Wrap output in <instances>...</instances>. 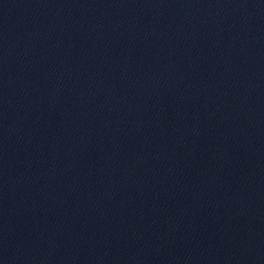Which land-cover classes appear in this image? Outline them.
<instances>
[{
	"label": "water",
	"instance_id": "obj_1",
	"mask_svg": "<svg viewBox=\"0 0 264 264\" xmlns=\"http://www.w3.org/2000/svg\"><path fill=\"white\" fill-rule=\"evenodd\" d=\"M0 264H264V0H0Z\"/></svg>",
	"mask_w": 264,
	"mask_h": 264
}]
</instances>
